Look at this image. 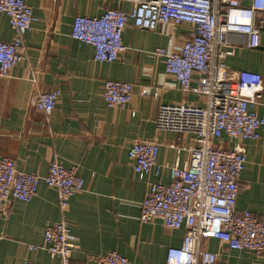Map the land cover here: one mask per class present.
<instances>
[{
  "label": "crops",
  "instance_id": "obj_1",
  "mask_svg": "<svg viewBox=\"0 0 264 264\" xmlns=\"http://www.w3.org/2000/svg\"><path fill=\"white\" fill-rule=\"evenodd\" d=\"M37 22L23 36L24 60L8 76H0V157L14 160L18 169L44 176L52 160L76 166L84 189L74 194L65 211L59 208L53 188L39 183L29 203L6 202L0 208V264H60L43 249L49 225L65 221L73 235L71 264H95L99 255L116 251L129 264H165L170 247L182 243L184 228L172 230L158 220L141 223L140 204L153 176L136 174L128 160L135 141L159 146L160 176L169 183L168 165L187 164L194 144L172 131L155 126L160 105H203L202 97L180 91L175 78L165 72L155 51L180 45L190 26L158 27L150 31L129 23L122 35L124 50L113 62L93 61V48L70 37L76 15L100 16L106 8L128 11V2L115 0H24ZM14 32L0 12V41L10 42ZM172 38V39H171ZM233 55L225 59L230 78L239 71L261 75V101L253 110L264 119V28L260 45L246 47V35H229ZM124 81L133 85L131 101L124 107H106L103 83ZM150 89L142 95L141 89ZM59 89L53 111L45 114L33 106L36 93ZM157 89V96H154ZM223 148L240 147L246 163L239 177L237 211L248 210L264 223V125L257 140H213ZM201 247L216 254V264H264V253L230 250L215 239H202Z\"/></svg>",
  "mask_w": 264,
  "mask_h": 264
},
{
  "label": "built area",
  "instance_id": "obj_2",
  "mask_svg": "<svg viewBox=\"0 0 264 264\" xmlns=\"http://www.w3.org/2000/svg\"><path fill=\"white\" fill-rule=\"evenodd\" d=\"M128 2V11L109 7L97 17L76 15L70 37L90 45L93 61L113 62L124 50L122 35L126 26L153 31L158 27L190 26L189 36L180 44L158 48L164 70L177 81L180 91L202 97L203 105L186 103L160 105L155 126L172 131L183 140L191 135L188 161L180 167L175 161L166 167L169 183L160 181L164 166L157 161L159 146L152 141H135L127 156L136 174L153 176L140 204L139 220H158L168 229L184 228L182 243L170 247L165 264H216V254L201 247L202 239H215L230 250L264 253V223L250 211H237L239 177L246 158L240 147L223 148L213 140H257L264 119L253 110L261 101L260 74L239 71L230 78L225 59L233 55L229 35H246V47L260 45L264 28V0H115ZM0 12L7 16L14 32L10 42L0 41V76L25 57L23 36L30 32L37 18L24 0H0ZM172 39V38H171ZM150 89L143 87L142 95ZM133 94V85L124 81L103 83L106 107H124ZM60 90L36 93L34 108L49 114L54 110ZM154 96H157L155 89ZM56 191L59 208L65 211L69 199L84 189L78 168L64 167L52 160L44 176L17 168L13 159L0 157V208L9 201L29 203L39 183ZM73 235L65 221L53 223L43 231L42 243L29 249H43L71 264ZM23 264H34L25 260ZM95 264H129L116 251L99 255Z\"/></svg>",
  "mask_w": 264,
  "mask_h": 264
}]
</instances>
